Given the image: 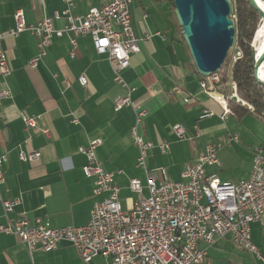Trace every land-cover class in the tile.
<instances>
[{
    "label": "crops",
    "instance_id": "1",
    "mask_svg": "<svg viewBox=\"0 0 264 264\" xmlns=\"http://www.w3.org/2000/svg\"><path fill=\"white\" fill-rule=\"evenodd\" d=\"M71 1L74 16H83L100 5L99 0ZM64 10L62 0H0V34L14 28L17 11L23 13L27 26H33ZM130 16L135 36L145 40L138 43L139 53L131 55L130 66L121 75L133 89V103L147 112L138 127L143 139L155 145L147 152L146 170L163 169L170 181L181 182L184 165L205 153L208 143H214L219 146V165L205 166V174L232 184L246 180L252 169L253 149H264V139L251 137L244 123L253 118L254 124L264 125V119L249 110L240 119L233 113L221 118V104L200 88L201 78L168 0H133ZM53 23L61 29L65 20ZM2 46L11 74L0 75V91L8 90L11 97L0 100V154L7 158L0 198L19 201L10 217L45 220L53 228L85 225L96 198L92 195L93 181L82 172L86 158L78 153V148L93 139L101 140L95 158L106 172L115 174L120 199L129 206L138 198L129 190L130 179L140 181L142 196L147 197L146 174L136 167L138 151L130 138L134 113L129 107L119 112L113 110V99L123 91L113 82L107 57L95 53L90 37L77 40L73 59L68 55V38L54 37L35 69L28 67V61L37 54L35 36L29 32L7 36ZM79 76L85 77V87L78 83ZM229 82L231 88L233 82ZM218 86L216 96L244 106L235 98L228 100L232 89L226 93L228 87L221 90ZM177 88L181 95L174 94ZM184 98H188V103L183 102ZM21 114L36 120V130L24 129ZM177 124L186 128L182 140L173 132ZM236 131L244 133L239 136ZM161 143L169 144L166 154L156 147ZM19 152H39L40 158L34 163L22 162ZM160 179L159 174L157 182ZM5 223L0 203V226ZM250 231L252 243L264 255V227L251 224ZM227 242L230 241L220 239L212 246ZM200 247L206 248L204 244ZM105 261L98 257L90 264ZM0 264L85 263L69 243L62 242L54 250L36 249L29 253L14 235L0 233Z\"/></svg>",
    "mask_w": 264,
    "mask_h": 264
},
{
    "label": "built area",
    "instance_id": "2",
    "mask_svg": "<svg viewBox=\"0 0 264 264\" xmlns=\"http://www.w3.org/2000/svg\"><path fill=\"white\" fill-rule=\"evenodd\" d=\"M65 10L44 17L36 25L27 26L21 11L14 14V28L7 34H0V75L8 77L11 69L2 46L5 37H15L21 32H29L37 39V54L28 61V67L35 69L48 51L51 40L66 36L69 43V58L73 59L80 37H90L97 55H105L111 66L113 82L123 94L113 99V110L131 108L134 122L130 138L138 151L136 167L146 174L147 197L142 196V185L137 179L129 180V190L138 198L123 211L120 204V189L114 180V173L106 172L95 158V150L101 144L93 139L87 146L78 148V153L86 158L82 167L84 176L93 181L94 201L88 222L79 227L53 228L41 219L30 221L26 218L12 219L18 200L2 199L0 203L5 225L0 233L14 235L24 248L31 253L36 249L54 250L62 242L71 244L85 264L95 258L105 259L104 264H210L206 250L215 241L228 239L235 247L251 253L264 264V255L251 240V224L264 227V149H253L252 169L246 180L232 184L223 182L214 175H206L205 166H217L218 145L208 143L205 153L191 163L184 165L181 182L170 181L163 169L158 172L146 170L147 152L155 147L138 132L139 124L147 112L131 100L133 89L122 78L121 73L129 68L130 57L139 53L140 41L131 25L130 6L133 0H99L100 5L90 9L83 16L71 13V0H62ZM233 3L234 0H230ZM64 19L61 29L54 27V21ZM233 22L235 16L231 15ZM239 56V53L237 54ZM236 58H234V61ZM232 67V66H231ZM230 67V69H231ZM230 74V71H229ZM221 73L201 78V90L221 104V118L232 115L229 101L216 96ZM85 87L84 76L77 78ZM230 98H235L254 113L251 106L236 97V85L232 83ZM174 94L181 95L180 89ZM8 90L0 91V100L9 99ZM188 103V98L183 99ZM207 114V112H204ZM25 130H36V120L21 114ZM76 121L74 120L73 123ZM173 132L178 140L186 137V128L177 124ZM45 135L48 131L44 130ZM237 141V137L232 138ZM161 154L169 150L168 143L156 146ZM22 162L34 163L39 160V152H19ZM7 162L0 154V185L4 182L3 167ZM159 174L161 179L159 182ZM204 244L206 248H201Z\"/></svg>",
    "mask_w": 264,
    "mask_h": 264
},
{
    "label": "water",
    "instance_id": "3",
    "mask_svg": "<svg viewBox=\"0 0 264 264\" xmlns=\"http://www.w3.org/2000/svg\"><path fill=\"white\" fill-rule=\"evenodd\" d=\"M247 1L264 24V9L255 0ZM171 6L196 73L201 78L218 73L235 41L231 1L172 0ZM254 50L253 79L264 85L258 76L264 64V46L258 54Z\"/></svg>",
    "mask_w": 264,
    "mask_h": 264
},
{
    "label": "trees",
    "instance_id": "4",
    "mask_svg": "<svg viewBox=\"0 0 264 264\" xmlns=\"http://www.w3.org/2000/svg\"><path fill=\"white\" fill-rule=\"evenodd\" d=\"M171 1L168 0L170 4ZM232 12L235 16L236 46L240 50V57L233 63L227 78L236 85L238 98L246 105L251 106L256 116L264 119V85L256 84L253 79L252 57L254 33L260 27L262 21L247 0H234ZM261 41V39L258 41V46L261 45ZM223 66L219 71L220 73L223 71ZM227 78L225 75H222L221 82L223 84L226 83L228 81ZM259 79L264 81L260 76ZM230 108L233 115L238 119L249 112L245 105L241 106L234 101H232Z\"/></svg>",
    "mask_w": 264,
    "mask_h": 264
},
{
    "label": "rangeland",
    "instance_id": "5",
    "mask_svg": "<svg viewBox=\"0 0 264 264\" xmlns=\"http://www.w3.org/2000/svg\"><path fill=\"white\" fill-rule=\"evenodd\" d=\"M170 22L174 25V20L172 17L170 18ZM238 53H239V56L237 55ZM239 57H240V50L236 46V33H235L234 45H233V48L228 53V56L225 60L223 71L221 72V76H220V84L218 86L220 87L221 90L225 89V87H228L226 88L228 90V92L226 93H229V91L231 90L229 86L230 82L227 78V76H229V71L231 70L230 67L235 62L234 58L237 59ZM222 75L226 76L228 81H226V83L224 84L228 86H221L223 85V83L221 82ZM229 105L231 106L232 102H229ZM253 121H254L253 118H248V120L244 123L247 133H249L251 137H254V138L262 137L264 139V125L254 124ZM236 132L239 136H242V134L244 133L241 131H236ZM120 204H121L122 210L126 211L127 205L125 201L120 199ZM207 252H208L207 253L208 261L210 262V264H259L251 253L238 249L231 242H227V245L218 244V245L211 246L210 248H208Z\"/></svg>",
    "mask_w": 264,
    "mask_h": 264
},
{
    "label": "bare ground",
    "instance_id": "6",
    "mask_svg": "<svg viewBox=\"0 0 264 264\" xmlns=\"http://www.w3.org/2000/svg\"><path fill=\"white\" fill-rule=\"evenodd\" d=\"M257 4L264 9V1L263 0H255ZM261 41V45L258 46V41ZM264 46V24L263 22L261 23L260 27L256 30L255 32V38L253 39L252 42V47L255 49V53H259ZM258 76H260L264 80V64L259 68Z\"/></svg>",
    "mask_w": 264,
    "mask_h": 264
}]
</instances>
